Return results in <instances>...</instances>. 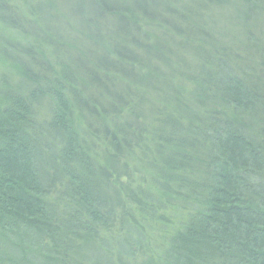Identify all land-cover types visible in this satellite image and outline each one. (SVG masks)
Segmentation results:
<instances>
[{"label":"trees","instance_id":"trees-1","mask_svg":"<svg viewBox=\"0 0 264 264\" xmlns=\"http://www.w3.org/2000/svg\"><path fill=\"white\" fill-rule=\"evenodd\" d=\"M7 2L0 264H264V0Z\"/></svg>","mask_w":264,"mask_h":264},{"label":"rangeland","instance_id":"rangeland-1","mask_svg":"<svg viewBox=\"0 0 264 264\" xmlns=\"http://www.w3.org/2000/svg\"><path fill=\"white\" fill-rule=\"evenodd\" d=\"M0 1H8L7 3L11 4V7L13 9H19V12L22 13L27 19H37V16L34 14L32 15L33 5L37 6L40 3L38 0L37 4H35L32 0H0ZM57 1H71L75 6L76 10L77 8V2L78 1H95V0H57ZM42 10H44L42 8ZM40 11V10H38ZM4 12L0 13V90H4V87L7 85L9 87H17L18 84H20V80L17 79V77L14 76L13 68H12V60H17L20 58H23L20 54L21 51H23L24 48H26L29 44V39H27L24 35V33L14 27L9 22H4ZM19 15V14H18ZM79 15H81L79 13ZM20 16V15H19ZM85 18L82 22L85 25H88L89 20L92 17H89L90 14H84L81 15ZM7 20V19H6ZM23 84V83H21ZM9 243V242H8ZM7 242H3L0 240V257H3V255L11 254L13 255V251L10 244ZM14 257V256H13Z\"/></svg>","mask_w":264,"mask_h":264}]
</instances>
